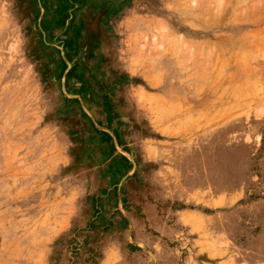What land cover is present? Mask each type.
<instances>
[{
	"label": "rangeland",
	"instance_id": "rangeland-1",
	"mask_svg": "<svg viewBox=\"0 0 264 264\" xmlns=\"http://www.w3.org/2000/svg\"><path fill=\"white\" fill-rule=\"evenodd\" d=\"M0 264H264V0H0Z\"/></svg>",
	"mask_w": 264,
	"mask_h": 264
}]
</instances>
